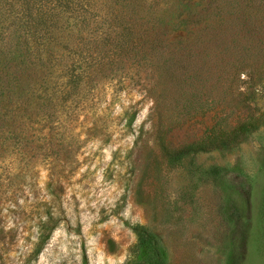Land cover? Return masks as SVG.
<instances>
[{
  "label": "rangeland",
  "instance_id": "374dc122",
  "mask_svg": "<svg viewBox=\"0 0 264 264\" xmlns=\"http://www.w3.org/2000/svg\"><path fill=\"white\" fill-rule=\"evenodd\" d=\"M17 36L45 67L0 122V264H146L140 229L264 264V0H0Z\"/></svg>",
  "mask_w": 264,
  "mask_h": 264
},
{
  "label": "trees",
  "instance_id": "16d2710c",
  "mask_svg": "<svg viewBox=\"0 0 264 264\" xmlns=\"http://www.w3.org/2000/svg\"><path fill=\"white\" fill-rule=\"evenodd\" d=\"M70 3H73V1H70ZM19 22L20 24L22 23L20 20ZM48 35L46 36L45 34V40L49 39ZM118 35L119 32H117V37ZM42 58L43 54H41L40 51L35 52V50L29 46V42L27 40L26 42L21 40L19 36L16 37V41L13 42V44L11 42L7 51H0V122H6V117L9 116L11 112V110H8V106L11 104L13 95L18 93L22 96L25 94L22 81V77L26 75L24 71L45 67V64L42 63ZM73 73H75V70H73ZM30 75L31 72H29L28 76ZM250 127H252L251 122L241 124L237 129L232 131V133H235L233 137L237 138L240 137L241 134L247 133ZM0 129L2 130L1 127ZM6 133H10V131H5V134ZM209 145L213 146L214 144L210 142ZM220 145L225 147L227 144H218V147ZM246 199L249 201V196ZM234 212L233 221L235 223H240L242 238L243 241H246L251 230V218L248 214L244 216L240 207ZM138 235V246L141 249L143 261H145L146 264H166L165 253L162 252L155 235L143 229L138 230Z\"/></svg>",
  "mask_w": 264,
  "mask_h": 264
}]
</instances>
